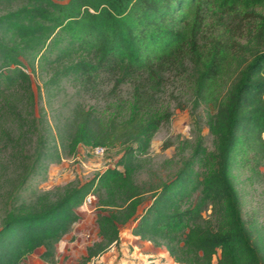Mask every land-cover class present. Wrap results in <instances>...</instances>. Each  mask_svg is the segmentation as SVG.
I'll return each instance as SVG.
<instances>
[{"label":"trees","instance_id":"16d2710c","mask_svg":"<svg viewBox=\"0 0 264 264\" xmlns=\"http://www.w3.org/2000/svg\"><path fill=\"white\" fill-rule=\"evenodd\" d=\"M3 1L10 7L0 14V143L20 148L25 132L38 129L30 118L35 94L23 57L34 66L56 53L47 92L63 79L95 90L104 74L116 76L114 90L125 82L135 86L125 114L74 109L60 141L68 155L80 145H121L124 153L116 166L68 187L57 200L42 196L12 206L0 227V264H21L40 247L42 259L54 262L57 243L80 219L77 208L89 194L100 208L101 241L88 248L85 261L118 245L120 226L138 220L133 234L164 244L178 263L214 264L220 250L217 264H264L233 174L235 155L250 158L253 169L264 160V0ZM11 1L20 4L11 8ZM188 65L196 104L215 110L207 123L214 149L208 151L198 134L191 157L151 190V203L139 214L145 192L135 179L136 156L149 151L170 120L156 98L164 73ZM45 141L38 138L34 167L48 157L61 160L58 145Z\"/></svg>","mask_w":264,"mask_h":264},{"label":"rangeland","instance_id":"374dc122","mask_svg":"<svg viewBox=\"0 0 264 264\" xmlns=\"http://www.w3.org/2000/svg\"><path fill=\"white\" fill-rule=\"evenodd\" d=\"M11 3V8L20 4L19 1ZM9 7V2H0V14ZM23 58L24 69L31 76L35 94V105L29 110L30 118L36 120L38 129L31 133L25 132L20 148L13 149L4 142L0 143V227L12 206L24 202L32 204L42 196L57 200L68 187L84 183L107 167L117 165L124 153L121 145L107 150L103 156L95 153V147L80 145L75 154L68 155L60 145L61 135L66 136L73 111L78 105L86 108L93 106L99 112L120 111L125 114L126 104L131 100L135 86L134 81L125 82L114 90L116 76L104 74L95 90L87 89L72 79H63L59 86L47 92L44 84L57 66L56 53H51L49 59L43 62L37 58L34 66L29 57ZM189 73H194L190 65L179 71L166 72L162 77L161 91L156 96L157 104L168 109L171 117L155 134L149 151L136 156L135 179L145 192V202L139 208V214L150 205L151 190L173 179L184 161L191 157L198 134L208 151L214 149V138L207 123L215 110L212 104H196ZM195 120H198L200 130ZM16 135L18 133L15 131ZM41 135L46 139L45 146L54 149V145H58L62 157L61 160L45 158L34 167ZM254 164L250 158L246 162L241 156L235 155L233 174L241 198L243 217L264 256V160L255 169L252 168ZM196 168L200 172L204 170L198 165ZM93 197L92 203H83L77 208L81 217L57 243L54 262L42 259L44 248L40 247L21 264H179L168 254L159 253L165 250L164 244L159 246L154 241L140 237L137 239L133 228L138 220L120 226L121 241L118 245L112 244L104 252L85 261L88 248L101 241L97 223L100 208L96 195L93 194ZM210 212L207 210L204 215L207 217ZM219 254L220 250L214 263Z\"/></svg>","mask_w":264,"mask_h":264},{"label":"built area","instance_id":"2783aa9c","mask_svg":"<svg viewBox=\"0 0 264 264\" xmlns=\"http://www.w3.org/2000/svg\"><path fill=\"white\" fill-rule=\"evenodd\" d=\"M95 148H96L95 153L98 156H103L107 152V148L105 146L99 145V146H96ZM93 198H94L93 194L87 195V197L84 200V204L87 205V204L92 203Z\"/></svg>","mask_w":264,"mask_h":264},{"label":"crops","instance_id":"0c3cea01","mask_svg":"<svg viewBox=\"0 0 264 264\" xmlns=\"http://www.w3.org/2000/svg\"><path fill=\"white\" fill-rule=\"evenodd\" d=\"M137 239H138V237H137ZM159 249H162V248H159ZM159 253H161L162 255H164L165 253L169 255V253H168V251H167L166 248H165V250H161ZM170 257H171V256H170ZM174 261H175V260H174ZM179 264H180V263H179ZM214 264H217V260H216V263H214Z\"/></svg>","mask_w":264,"mask_h":264}]
</instances>
